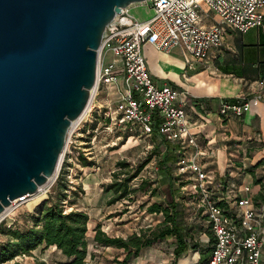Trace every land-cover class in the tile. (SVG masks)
I'll return each instance as SVG.
<instances>
[{"label":"built area","instance_id":"built-area-1","mask_svg":"<svg viewBox=\"0 0 264 264\" xmlns=\"http://www.w3.org/2000/svg\"><path fill=\"white\" fill-rule=\"evenodd\" d=\"M144 1L152 10L149 17L138 19L131 13L129 3L105 26L97 48L95 89L87 105L102 110L105 128L109 130L118 126L137 130L144 137L156 133L173 144L172 151L178 155L175 174L188 179V191L197 198L196 205L204 213L215 240L206 264H261L264 205L255 199L249 184L218 180L197 158L203 153L198 134L191 130L185 101L169 83H155L145 64L142 45L150 42L158 49L168 50L181 44L192 57L205 58L209 48L221 46L227 29L245 32L262 25L264 0L139 2ZM201 2L218 14V22L204 24ZM258 83L253 94L242 92L220 99V117H240L251 105L258 104L264 98V81L260 79ZM101 84L113 85L115 96L112 101L95 106L92 102ZM253 139L259 141V136L250 140ZM234 160L230 156L228 166L235 165ZM48 181L39 185L37 191ZM259 182L264 194V176ZM29 195L14 198L7 208L26 201Z\"/></svg>","mask_w":264,"mask_h":264},{"label":"water","instance_id":"water-1","mask_svg":"<svg viewBox=\"0 0 264 264\" xmlns=\"http://www.w3.org/2000/svg\"><path fill=\"white\" fill-rule=\"evenodd\" d=\"M139 1L0 0V215L54 173L90 99L102 32Z\"/></svg>","mask_w":264,"mask_h":264},{"label":"rangeland","instance_id":"rangeland-1","mask_svg":"<svg viewBox=\"0 0 264 264\" xmlns=\"http://www.w3.org/2000/svg\"><path fill=\"white\" fill-rule=\"evenodd\" d=\"M134 12L131 10V13L140 19L139 13ZM99 89L96 100H101L104 104L108 103L105 101L110 97L106 95L103 84ZM92 103L94 104V100ZM105 123L106 118L101 109L87 106L82 116L69 126L57 168L45 185V189L33 193L17 206L6 207L4 214L0 215V223L13 221L18 227L30 223L29 213L34 207L30 208L35 201L41 197H50V202L56 199L59 173L62 171V182L67 187L65 189L67 196L63 201L64 211L72 208L88 213L86 242H91L92 247L90 245L89 248L87 244L86 263L118 264L116 260L124 258L120 249L100 246L93 240L97 226L111 237L123 238L134 232L155 228L163 221V213L149 212L147 205L157 201L165 206L170 199H173L179 212L177 223L187 239L186 248L180 257L186 254L185 264H193L198 258L194 245L206 250L209 246L210 233L204 213L196 205L197 198L188 191V179L175 174V160L168 159L164 163L161 161L165 154V140L144 137L139 135L137 130L118 126L109 130L105 128ZM168 154L175 155L173 152ZM174 157H177V154ZM117 160H124L127 165L120 167ZM249 160L246 159L250 166ZM140 164L137 174L129 181L130 188H137L129 197L118 198L111 202L110 199L115 193L109 188V184L116 178L120 179L132 173ZM254 169L261 179L264 176V159H261ZM118 171L121 172L115 177L114 173ZM142 179L147 182L142 187H138ZM4 240L5 237L0 234V242ZM175 246L176 239L168 236L162 241L155 242L151 247L141 248L138 255L131 258L128 264H168L174 260L172 250ZM39 248L36 250L38 259L41 251L46 255L43 256L46 260L54 259V262L49 264H65L67 261L61 254L49 253L50 249L46 251L49 247L42 250ZM193 251L196 256L189 254ZM20 257L21 264H33L36 256L31 254ZM180 257L175 260L176 264Z\"/></svg>","mask_w":264,"mask_h":264},{"label":"crops","instance_id":"crops-1","mask_svg":"<svg viewBox=\"0 0 264 264\" xmlns=\"http://www.w3.org/2000/svg\"><path fill=\"white\" fill-rule=\"evenodd\" d=\"M132 3L130 11L139 13L138 17L141 20L149 17L152 10L147 1ZM205 6L201 4L204 24L218 22L220 19L218 14ZM220 45L209 48L205 58L192 57L181 44L164 50L158 49L150 42H144L142 53L155 83L158 85L169 83L185 101L190 115L191 130L198 134L200 150L203 153L197 158L204 161L211 174L218 180L232 179L239 184H249L255 199L264 205V194L260 189L257 170L254 169L260 160L264 159V98L258 104L251 105L240 117L222 119L218 110L220 99L233 97L242 92L253 94L259 87L258 81L260 79L264 81V22L245 32L227 29ZM108 57L117 59L112 55ZM103 86L106 95L110 97L106 103L114 99L115 91L113 85ZM99 91L100 89L94 96L95 106L104 104L101 100H96ZM257 135L259 141L250 140ZM151 137L163 141L160 134L155 133ZM166 142L165 140L164 146L169 149ZM230 156L235 159L233 166H228ZM246 159H250V166ZM45 198H39L30 209ZM90 236L92 239V235ZM261 240V264H264V225ZM87 244L89 248L90 245L92 247L91 242ZM119 249L124 256L125 251ZM48 250L49 253L61 254L56 247L50 246L46 249ZM36 252L33 251L32 254L38 257ZM39 253L40 259L47 264L54 262V259L46 260L43 257L46 255L41 251ZM196 254L198 260L200 247ZM62 258L65 259L63 255ZM121 259L123 258L117 260ZM21 261V257L17 256L2 264Z\"/></svg>","mask_w":264,"mask_h":264},{"label":"trees","instance_id":"trees-1","mask_svg":"<svg viewBox=\"0 0 264 264\" xmlns=\"http://www.w3.org/2000/svg\"><path fill=\"white\" fill-rule=\"evenodd\" d=\"M167 143L165 154L161 161L164 163L168 159L177 160L175 155L168 154L173 152V145ZM169 144V145H168ZM174 153V152H173ZM120 167H125L127 162L124 160H117ZM140 165L132 171L124 175L122 178H116L109 184V188L115 193L110 201L113 202L118 198L129 197L131 192L137 187L130 188L129 181L137 174ZM118 171L114 173L116 177ZM127 172V171H126ZM62 171L59 173L58 193L57 197L50 202V197H47L43 202H39L31 213H29L30 223H24L22 227H18L15 222H1L0 234L5 237V240L0 242V264L23 255H31L33 251L45 249L50 246L56 247L60 253L67 260L65 264H85L87 255V220L88 213L79 209H69L64 211L63 201L66 199V184L62 182ZM147 181L142 179L138 187H142ZM147 210L162 212L163 221L158 223L155 228H148L140 232H134L127 237L121 236L111 237L107 235L100 227L95 228L93 240L100 246H112L117 249L122 248L125 251L124 258L116 260L118 264H128V261L137 256L140 249L143 247H151L157 241H162L168 236L176 239V246L172 253L174 260L168 264H176L175 260L181 256L187 245L185 233L182 232L179 223H177L178 209L176 202L170 199L165 206H162L157 201H152L147 205ZM209 246L206 250L200 248V257L193 264H206L210 256V251L214 245V238L210 231ZM198 247L194 245V250ZM194 252V251H193ZM189 254L195 255V252ZM187 261L186 254L178 259L177 264H185ZM14 264H21L15 262ZM33 264H46L44 260L34 258Z\"/></svg>","mask_w":264,"mask_h":264},{"label":"bare ground","instance_id":"bare-ground-1","mask_svg":"<svg viewBox=\"0 0 264 264\" xmlns=\"http://www.w3.org/2000/svg\"><path fill=\"white\" fill-rule=\"evenodd\" d=\"M131 3H132V2H131ZM94 89H95V86H94V87L92 88V90H91L90 97H91L92 93L94 92ZM87 106H88V105H86L85 109L87 108ZM85 109H84V110H85ZM84 110H83V111H84ZM83 111H82V112H83ZM81 116H82V113H81V115H80L76 120H78ZM76 120L72 121L71 125H72ZM35 194H36V193H35ZM31 195H32V194H31ZM31 195H29V196H31ZM6 207H7V206H6ZM6 207H5V208H6Z\"/></svg>","mask_w":264,"mask_h":264}]
</instances>
